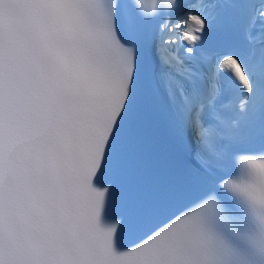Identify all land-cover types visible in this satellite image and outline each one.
Segmentation results:
<instances>
[{"label": "snow or ice", "instance_id": "obj_1", "mask_svg": "<svg viewBox=\"0 0 264 264\" xmlns=\"http://www.w3.org/2000/svg\"><path fill=\"white\" fill-rule=\"evenodd\" d=\"M0 264H264V0H0Z\"/></svg>", "mask_w": 264, "mask_h": 264}]
</instances>
